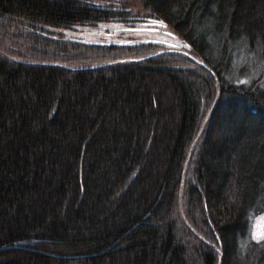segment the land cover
I'll return each instance as SVG.
<instances>
[{
	"label": "trees",
	"instance_id": "obj_1",
	"mask_svg": "<svg viewBox=\"0 0 264 264\" xmlns=\"http://www.w3.org/2000/svg\"><path fill=\"white\" fill-rule=\"evenodd\" d=\"M261 217L264 0H0V264H264Z\"/></svg>",
	"mask_w": 264,
	"mask_h": 264
},
{
	"label": "rangeland",
	"instance_id": "obj_2",
	"mask_svg": "<svg viewBox=\"0 0 264 264\" xmlns=\"http://www.w3.org/2000/svg\"><path fill=\"white\" fill-rule=\"evenodd\" d=\"M76 32H77L76 33L77 35H74L75 38L84 39L88 41L89 43L92 42V43H99V44H101V42L104 39L106 40L107 38H110L111 34L114 33V32L111 33L110 31L104 30L102 26H100V28L98 29H94L90 31L79 28ZM255 224H256L254 228L255 235L257 237L264 236V217L257 219Z\"/></svg>",
	"mask_w": 264,
	"mask_h": 264
},
{
	"label": "snow or ice",
	"instance_id": "obj_3",
	"mask_svg": "<svg viewBox=\"0 0 264 264\" xmlns=\"http://www.w3.org/2000/svg\"><path fill=\"white\" fill-rule=\"evenodd\" d=\"M255 238L260 239V238H264V236H258V237H255Z\"/></svg>",
	"mask_w": 264,
	"mask_h": 264
}]
</instances>
